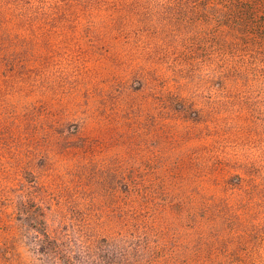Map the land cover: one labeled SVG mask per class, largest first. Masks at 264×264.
I'll list each match as a JSON object with an SVG mask.
<instances>
[{
    "label": "rangeland",
    "instance_id": "rangeland-1",
    "mask_svg": "<svg viewBox=\"0 0 264 264\" xmlns=\"http://www.w3.org/2000/svg\"><path fill=\"white\" fill-rule=\"evenodd\" d=\"M166 3L0 1V264H50L44 233L263 264L264 88L217 81Z\"/></svg>",
    "mask_w": 264,
    "mask_h": 264
},
{
    "label": "trees",
    "instance_id": "trees-1",
    "mask_svg": "<svg viewBox=\"0 0 264 264\" xmlns=\"http://www.w3.org/2000/svg\"><path fill=\"white\" fill-rule=\"evenodd\" d=\"M166 1L165 17L161 21L155 17L152 23L179 28L184 42L196 37V32L200 40L209 39L217 81L235 89L240 85L264 88V0ZM1 8L0 30L4 20ZM44 234L46 239L39 245L41 252L51 257L50 264H131L125 243L115 247L110 240L100 239L77 252L63 237Z\"/></svg>",
    "mask_w": 264,
    "mask_h": 264
}]
</instances>
